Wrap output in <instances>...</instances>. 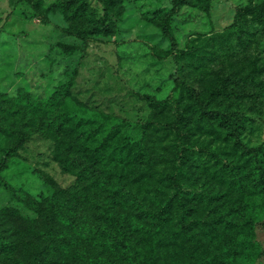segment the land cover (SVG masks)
I'll use <instances>...</instances> for the list:
<instances>
[{"label": "rangeland", "instance_id": "1", "mask_svg": "<svg viewBox=\"0 0 264 264\" xmlns=\"http://www.w3.org/2000/svg\"><path fill=\"white\" fill-rule=\"evenodd\" d=\"M40 1L35 6L34 0H0V108L12 107L6 99L29 95L40 109L47 108L50 125L47 131L39 128L38 119L31 122L29 129L40 132L29 137L0 174V264H35L38 238L49 231L79 240L74 249L52 251L50 264H99L102 249L88 232L101 221L93 202L136 219L126 199L114 200L109 190L118 179L152 211L169 200L165 229L170 238L159 263L173 255L182 261L214 250L224 237V223L215 218L230 206L238 226L227 234L235 241L237 261L264 264V190L256 186L252 162L228 130L195 112L183 90L173 93L184 115L180 134L153 125L175 121L173 111L155 109L139 98L163 100L175 84L170 45L159 27L171 0H122V20L114 33L86 37L76 34L74 22L55 8L60 0ZM86 1L102 15L97 0ZM263 2L183 0L172 29L183 79L204 96L221 77L234 79L210 100L211 107L243 115L240 141L264 150ZM25 105L20 100L13 109ZM16 116L12 130L0 127V156L12 143L10 131L22 128ZM55 139L62 140L60 149ZM72 140L76 146L68 151L65 141ZM142 141L151 159L149 170L141 159ZM179 153L185 156L181 189L189 193L186 208L194 220L186 240L180 230L181 206L168 176ZM77 171L84 172L82 180ZM72 187L74 195L66 204L78 214L64 226L51 217L48 202L57 189ZM19 199H32L46 209L34 210ZM118 258L115 253L111 264Z\"/></svg>", "mask_w": 264, "mask_h": 264}, {"label": "trees", "instance_id": "2", "mask_svg": "<svg viewBox=\"0 0 264 264\" xmlns=\"http://www.w3.org/2000/svg\"><path fill=\"white\" fill-rule=\"evenodd\" d=\"M102 7V15L98 16V11L92 8L86 0H60L54 6L60 10L68 22H74L73 29L75 33L86 37L89 35H110L113 34L117 25L122 20V12L120 5L122 0H97ZM40 0H34V5L38 6ZM172 6L167 10L161 17L159 27L163 37H165L170 45V55L173 58L175 64L174 71V87L168 96L163 100H157L151 95H139L142 100H147L155 109L160 110H171L175 121L160 123L155 121L153 125L160 126L166 131L181 133L182 126H184V115L181 110L180 100L174 97L173 93L176 90H183L186 92L187 97L191 100L192 108L195 112L199 113L203 118L213 120L220 123L229 132L230 139H232L234 145L240 150L241 154L247 157L253 165V171L257 175L256 186L259 190H264V150L261 147H249L244 145L240 139V119L243 115L238 114L236 111L223 110L218 107H211L210 100L222 95L226 90V84L232 79L230 76L221 77L218 84L214 85L209 92V95L204 96L196 88L190 86L184 79L182 73V67L179 62L178 53L180 52L177 39L172 29L173 18L178 15L181 10L183 0H171ZM264 4V2H263ZM29 95L26 97L17 96L14 98L6 99L5 102L11 104L12 107L9 109L0 108V127L5 128V131L12 130L15 123H17V114L21 117L22 128L16 132H12V143L4 150L0 156V174L7 168L9 160L15 156L29 140V137L35 133L40 132L32 131L29 129L31 122L35 123L34 120L38 119V126L47 128L49 130L50 125H47V108L40 109L38 104L30 100ZM20 100H24L26 105L17 110L13 109V104ZM3 99L0 100V106ZM28 102V103H27ZM29 109V110H28ZM31 111V112H30ZM32 111L34 113H32ZM35 111L39 112L36 115ZM43 113V115H40ZM240 115V116H239ZM46 116V117H45ZM12 118V119H10ZM27 119V121H26ZM8 120H12L10 125L6 123ZM8 132V131H7ZM57 143V149H60L62 140L55 139ZM67 143L66 150L71 151L74 149L75 141H65ZM80 148V147H78ZM141 159L146 170L151 166V159L146 150V144L142 141L141 144ZM185 156L179 153L173 164V170L169 174V181L171 183L173 194H177L179 205L181 206L182 223L180 230L183 234L184 240H186L188 233L194 231L193 223L194 220L190 219V213L186 208V202L188 201L189 193L182 190L184 183L182 178L185 173L184 168ZM226 166L233 170L234 167L231 163L225 161ZM65 165V163H63ZM79 178L83 179V171H77ZM1 179V175H0ZM74 187L63 189H57L50 201L48 202V212L52 218H58L64 226H70L71 221L77 216L78 209L75 206H67V197L73 196L75 192ZM13 191V189H10ZM114 200L117 197H123L128 202L130 209L136 212V219H129L126 216L119 215V213L112 214L110 209H107L105 204L94 203V209L100 212L101 221H98L95 225L89 227L88 232L91 231L93 241H97L96 245L101 248L99 264H111L112 258L117 253L120 258L116 264H240L237 261L238 253L233 248L235 241L230 238L227 234L231 228L237 227L238 225L233 220V213L231 208H227L224 214L219 215L215 219L219 222L224 223V229L222 234L224 237L221 238L218 245L214 250L209 253L202 254L192 253L191 256L185 257L182 261L175 258H166L163 261H159L160 250L165 245H168L169 235L166 234V212H169L168 201L163 204L157 210L152 211L148 208L146 203L136 194L131 187L126 185L121 179H118L117 183L109 188ZM260 192V191H259ZM26 206H33L32 209L42 212V203L37 204L32 199L21 200ZM170 210V209H169ZM138 213V215H137ZM166 214V215H165ZM155 226L156 228H151ZM227 234V235H226ZM175 236V233L173 234ZM41 241L45 242L43 245ZM79 240L74 237H65L61 232L49 231L48 233L41 234L38 238V247L33 253L32 260L35 264H50L48 255L52 251L57 249L70 250L78 246ZM147 244L149 250H147ZM110 250L112 252H106ZM117 251V252H116ZM85 260V259H83ZM116 262V261H115Z\"/></svg>", "mask_w": 264, "mask_h": 264}]
</instances>
